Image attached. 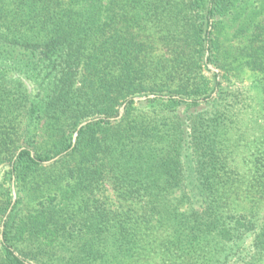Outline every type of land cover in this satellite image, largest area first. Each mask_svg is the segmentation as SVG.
<instances>
[{
  "label": "trees",
  "instance_id": "obj_1",
  "mask_svg": "<svg viewBox=\"0 0 264 264\" xmlns=\"http://www.w3.org/2000/svg\"><path fill=\"white\" fill-rule=\"evenodd\" d=\"M263 1L0 0V264H264Z\"/></svg>",
  "mask_w": 264,
  "mask_h": 264
},
{
  "label": "rangeland",
  "instance_id": "obj_2",
  "mask_svg": "<svg viewBox=\"0 0 264 264\" xmlns=\"http://www.w3.org/2000/svg\"><path fill=\"white\" fill-rule=\"evenodd\" d=\"M264 2V1H263ZM264 16V13H263V15H262V17ZM226 30H227V28H226ZM228 34H230L231 33V29H228L227 31H226ZM225 37V35H223L222 36V38H224ZM245 83H243V84H240V86H247L248 84H250L251 83V80H252V76L250 75V74H248V75H246L245 77ZM30 87V86H29ZM2 170L0 169V178H1V176H2Z\"/></svg>",
  "mask_w": 264,
  "mask_h": 264
},
{
  "label": "water",
  "instance_id": "obj_3",
  "mask_svg": "<svg viewBox=\"0 0 264 264\" xmlns=\"http://www.w3.org/2000/svg\"><path fill=\"white\" fill-rule=\"evenodd\" d=\"M209 68L212 69V70H214V71H217V70L214 69L213 66H211V65H209ZM151 97H154V96H151ZM145 99H146V97L135 98V101L138 102V101H143V100H145ZM123 111H124V109L122 108V109H121V114L123 113ZM86 124H87V122H84V123L81 124L80 127H82V126H84V125H86ZM76 136H77V134L75 135V137H76ZM13 192H14V200H15V199H16V192H15V189H13ZM9 212H10V211H9ZM2 230H3V227H2Z\"/></svg>",
  "mask_w": 264,
  "mask_h": 264
}]
</instances>
